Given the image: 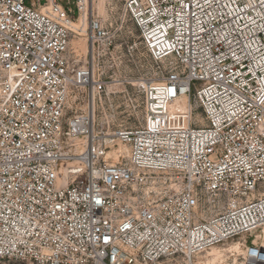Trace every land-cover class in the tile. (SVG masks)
I'll return each mask as SVG.
<instances>
[{"label":"built area","instance_id":"1","mask_svg":"<svg viewBox=\"0 0 264 264\" xmlns=\"http://www.w3.org/2000/svg\"><path fill=\"white\" fill-rule=\"evenodd\" d=\"M85 3L81 52L60 0H0V259L196 264L254 237L264 0H107L109 20ZM181 95L205 124L161 122ZM237 264H264L263 242Z\"/></svg>","mask_w":264,"mask_h":264},{"label":"rangeland","instance_id":"2","mask_svg":"<svg viewBox=\"0 0 264 264\" xmlns=\"http://www.w3.org/2000/svg\"><path fill=\"white\" fill-rule=\"evenodd\" d=\"M31 0H25L26 4H30ZM40 2H43V0H35V3L38 4ZM98 0H96V3ZM60 3L63 5L65 9H70L73 12V20H76L79 17L78 10L76 8V0H60ZM97 10L98 8L94 6ZM99 12V11H98ZM100 13V12H99ZM100 15L104 19H110L109 11L107 10V3H106V11L105 14L100 13ZM75 22V21H73ZM125 32L128 35H130V38L137 41L138 38V32L132 22L125 21L124 23ZM122 34L120 35V37ZM119 41V40H118ZM130 74L129 72V65L128 63H123L120 67L119 71L115 75V77H119L122 79L124 76ZM163 114V113H162ZM160 120L163 124L168 125H186L187 120L191 119V125L193 126H199L202 124H205V121L203 120V114L202 109L194 102V101H188L187 99H178L174 103L170 105V107L167 109V111L160 116ZM167 122V123H165ZM260 239L262 242H264V226L258 229L254 232V237L250 234L243 235L239 239H235L234 241L240 242L242 239L251 240V239ZM234 241H230L232 243H225L226 245L220 246L221 248H225L223 250V258L222 259H215L214 264H237L238 263V252L240 251V248H237L236 251L232 250L233 252L229 251L228 248L230 245L234 244ZM206 256L198 262V264H205ZM0 264H38L33 261L28 260H18V259H0Z\"/></svg>","mask_w":264,"mask_h":264},{"label":"bare ground","instance_id":"3","mask_svg":"<svg viewBox=\"0 0 264 264\" xmlns=\"http://www.w3.org/2000/svg\"><path fill=\"white\" fill-rule=\"evenodd\" d=\"M106 1L107 0H98V2L96 3V0H86L85 3V7H89L91 4L94 6H96L98 8V11L102 14H105L106 11ZM95 8V7H94ZM87 13L83 12L79 15V17L76 20H73L75 22H73V26L72 29L75 32V36L72 38V44L74 45L75 48L79 49L81 52H86L88 49V42H87V37H86V27H87ZM114 84H118L117 82H115ZM112 84V85H114ZM187 99L190 102L189 96L188 95H181L179 98H177L175 101H177L178 99ZM174 101V102H175ZM173 102V103H174ZM191 122V119L189 118L187 120V124L185 125H170V126H179V127H186L189 126ZM240 237L236 238L239 239ZM235 239L231 240L234 241ZM229 243H232L230 241H228ZM228 242H226L228 244ZM246 239H242V241L240 242H236L234 241V244L230 245V247L228 248V252L232 250H235L237 248H240V251L238 252L240 254L243 245L246 244ZM264 244V242H263ZM226 245L224 244H220V246ZM223 250H225V248H221L219 247V245H216L214 247H212L211 249L207 250L206 252H203L201 254H199L197 256L196 259V264H198V262L200 260H202L205 256H206V260H205V264H214L215 259H222L223 258Z\"/></svg>","mask_w":264,"mask_h":264}]
</instances>
